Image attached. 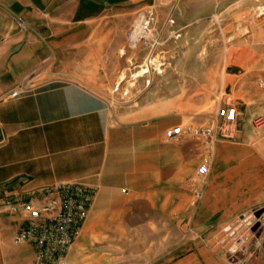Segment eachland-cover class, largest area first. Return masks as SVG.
Listing matches in <instances>:
<instances>
[{
  "label": "crops",
  "instance_id": "crops-1",
  "mask_svg": "<svg viewBox=\"0 0 264 264\" xmlns=\"http://www.w3.org/2000/svg\"><path fill=\"white\" fill-rule=\"evenodd\" d=\"M147 2L0 0V264L34 261L30 247L13 244L21 222L6 203L68 183L94 190L88 220L114 204L119 218H165L182 189L193 210L192 228L173 248L162 245L168 248L146 264H264V256L240 258L243 247L221 242L227 227L239 230L247 222L241 214L264 201V127L251 123L264 115V80L247 96L236 142L217 144L208 188L193 209L190 188L185 190L200 164L201 147L187 141L196 150H170L164 142L166 130L182 123L125 122L106 96L75 80L55 79L80 74L85 59L99 56L109 28ZM29 76L31 92L6 99ZM70 258L76 262L78 256Z\"/></svg>",
  "mask_w": 264,
  "mask_h": 264
},
{
  "label": "rangeland",
  "instance_id": "rangeland-1",
  "mask_svg": "<svg viewBox=\"0 0 264 264\" xmlns=\"http://www.w3.org/2000/svg\"><path fill=\"white\" fill-rule=\"evenodd\" d=\"M120 21L109 28L99 56L82 62L80 74L55 77L106 96L120 120L202 123L227 96L245 113L248 94L264 80V0H150ZM143 69L148 72L137 78ZM178 149L196 150L184 142L170 143V150ZM172 201L165 218H119L118 204L95 212L70 252L77 261L70 256L69 261L146 264L161 256L168 248L162 245L173 248L192 228L193 210L182 189ZM241 215L247 222L222 234L221 242L243 247L240 258L264 256L257 248L264 244V201ZM79 242L85 246L78 249Z\"/></svg>",
  "mask_w": 264,
  "mask_h": 264
},
{
  "label": "built area",
  "instance_id": "built-area-1",
  "mask_svg": "<svg viewBox=\"0 0 264 264\" xmlns=\"http://www.w3.org/2000/svg\"><path fill=\"white\" fill-rule=\"evenodd\" d=\"M30 81V76L23 79L6 99H18L29 94L32 90ZM243 122L244 113L227 96L207 121L181 124L166 130L165 143L191 141L201 147V161L190 182L191 208L197 209L204 198L217 144L236 142ZM251 123L255 129H262L264 115L255 116ZM95 195L89 187L68 183L42 189L23 201L7 202L9 212L19 216L21 222L13 244L30 247L34 255L33 264H72L70 252L88 220ZM231 230L227 227L224 231L230 233ZM257 248L264 250V244L259 243Z\"/></svg>",
  "mask_w": 264,
  "mask_h": 264
},
{
  "label": "bare ground",
  "instance_id": "bare-ground-1",
  "mask_svg": "<svg viewBox=\"0 0 264 264\" xmlns=\"http://www.w3.org/2000/svg\"><path fill=\"white\" fill-rule=\"evenodd\" d=\"M144 24H145V26L149 25L148 22H146V23H144ZM153 61H154V60H153ZM147 72H148V71H146L145 69H143L140 73L136 74L135 76H136L137 78H139V77H141L142 75L146 74Z\"/></svg>",
  "mask_w": 264,
  "mask_h": 264
},
{
  "label": "water",
  "instance_id": "water-1",
  "mask_svg": "<svg viewBox=\"0 0 264 264\" xmlns=\"http://www.w3.org/2000/svg\"><path fill=\"white\" fill-rule=\"evenodd\" d=\"M260 215H261V214L259 213V214L256 215V217L259 218Z\"/></svg>",
  "mask_w": 264,
  "mask_h": 264
}]
</instances>
